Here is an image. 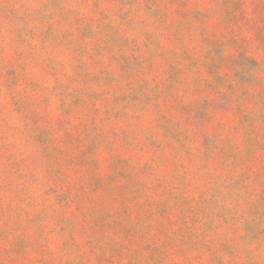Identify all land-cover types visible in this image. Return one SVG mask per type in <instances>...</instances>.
I'll return each mask as SVG.
<instances>
[{
  "label": "rangeland",
  "instance_id": "1",
  "mask_svg": "<svg viewBox=\"0 0 264 264\" xmlns=\"http://www.w3.org/2000/svg\"><path fill=\"white\" fill-rule=\"evenodd\" d=\"M0 264H264V0H0Z\"/></svg>",
  "mask_w": 264,
  "mask_h": 264
}]
</instances>
